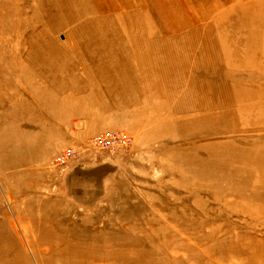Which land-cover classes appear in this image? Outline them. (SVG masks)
I'll list each match as a JSON object with an SVG mask.
<instances>
[{
    "label": "rangeland",
    "instance_id": "rangeland-1",
    "mask_svg": "<svg viewBox=\"0 0 264 264\" xmlns=\"http://www.w3.org/2000/svg\"><path fill=\"white\" fill-rule=\"evenodd\" d=\"M0 264H264V0H0Z\"/></svg>",
    "mask_w": 264,
    "mask_h": 264
},
{
    "label": "built area",
    "instance_id": "built-area-1",
    "mask_svg": "<svg viewBox=\"0 0 264 264\" xmlns=\"http://www.w3.org/2000/svg\"><path fill=\"white\" fill-rule=\"evenodd\" d=\"M93 142V147H97L99 151L102 149L115 148L122 149L127 148L131 145V138L125 132L121 131H106L104 133L98 134L91 139ZM80 156L79 150L74 146H66L60 149L52 158V165L61 166L73 162Z\"/></svg>",
    "mask_w": 264,
    "mask_h": 264
},
{
    "label": "bare ground",
    "instance_id": "bare-ground-1",
    "mask_svg": "<svg viewBox=\"0 0 264 264\" xmlns=\"http://www.w3.org/2000/svg\"><path fill=\"white\" fill-rule=\"evenodd\" d=\"M88 2V1H87ZM87 8H89L88 6H86L85 8H83V11L86 10ZM90 10V9H89ZM86 12V11H85ZM88 13V12H87Z\"/></svg>",
    "mask_w": 264,
    "mask_h": 264
}]
</instances>
